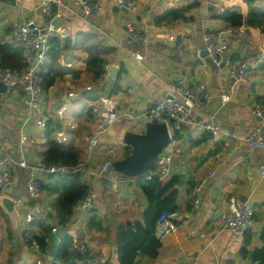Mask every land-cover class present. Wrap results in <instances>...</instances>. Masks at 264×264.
Returning <instances> with one entry per match:
<instances>
[{
    "label": "crops",
    "instance_id": "crops-1",
    "mask_svg": "<svg viewBox=\"0 0 264 264\" xmlns=\"http://www.w3.org/2000/svg\"><path fill=\"white\" fill-rule=\"evenodd\" d=\"M95 1L101 10L89 17L70 2L52 10V17L69 37L60 41L56 61L60 76L44 93L40 116L28 118L27 105L18 91L9 97L0 92V158L14 162L42 159L48 138L45 127L37 122L42 120L45 125L51 121L49 139L80 151L79 161L87 168L77 177L94 194L97 209L85 213L76 204L66 228L57 227L53 210L57 195L45 191L42 198L30 197L25 172L13 166L11 186L0 196L15 201L18 220L13 222L0 207V264L50 262L49 246L40 253L28 232L30 227L44 223L64 229L74 248L89 252V261L76 264H117L118 227L130 222L145 228L148 204L136 183L147 180L123 178L114 171L105 184L99 169L107 160L113 165L123 161L127 152L130 154L125 137L145 133L148 107L165 96L167 82L179 78H185L191 87L202 85L210 96L208 108L201 113L190 111L183 124L187 129L176 137L171 135L169 142L172 161L166 180H175L174 211L180 228L161 242L154 237L159 245L156 257L138 252L134 264H264V178L260 176L264 151L241 144L255 127H264V120L252 113L254 106L264 111V28H248L246 24L251 10L264 12V0H186L180 5L168 0H134L132 13L118 9L114 0ZM188 6L192 8L186 20L155 24V19L167 11ZM218 8L241 15L242 25L234 28L220 21L215 14ZM19 19L42 27L50 17L42 15L38 0H0V44H9L10 28ZM130 31L144 38L141 61L123 50ZM222 32L226 33L228 49L223 64L215 65L206 54L203 36ZM169 37L174 40L169 41ZM80 42L82 48L76 46ZM95 46L104 52L103 75L99 78L88 65L89 55L84 51ZM235 59L246 62L251 73L223 104L219 91L226 83V64ZM110 67L117 69L111 85ZM111 109L118 119L108 123ZM194 122H212L218 136L195 130ZM55 123L59 126L54 127ZM96 135L97 146L90 152L88 141ZM22 136L28 138L27 143H20ZM225 141L229 147L223 146ZM56 180L41 178V185L54 186ZM201 181L205 183L199 203L193 206V191ZM64 184L59 186L60 191ZM231 195L238 204H248L254 210L253 227L241 237L224 231L222 226L226 199ZM28 216L32 220L26 223Z\"/></svg>",
    "mask_w": 264,
    "mask_h": 264
},
{
    "label": "built area",
    "instance_id": "built-area-1",
    "mask_svg": "<svg viewBox=\"0 0 264 264\" xmlns=\"http://www.w3.org/2000/svg\"><path fill=\"white\" fill-rule=\"evenodd\" d=\"M173 4H183L186 0H168ZM40 11L49 21L42 27H35L30 20L19 19L14 22L10 28L9 44L22 52L23 65L22 70L16 68L3 67L0 68V83L3 84L5 91L4 95L9 97L13 91L20 93V99L27 105L28 118H37L43 111L45 100V92L42 90L37 81V74L41 67L46 63L47 55L50 50L49 43L52 40L65 41L69 37V32L64 27L58 26L52 10L54 7L63 8L70 2L77 7L84 17L92 16L101 10V6L95 0H38ZM118 9L132 13L135 9L134 0H114ZM224 9L216 10L217 16H222ZM173 41V37L168 38ZM204 49L208 57L215 65H222L224 55L228 49V40L226 33H219L215 36H203ZM144 38L133 31H130L123 45V50L136 59L142 60V51ZM227 76L226 83L220 87L219 97L224 104L229 100L230 95L234 92L239 83L247 81L251 69L249 65L241 59H235L226 64ZM27 97L29 99L27 100ZM210 96L205 91L202 85L195 87L189 86L185 78H179L167 82V92L165 96L157 101H153L145 113V119L148 122L164 124L167 128L169 138L173 130H178L186 120V115L190 111L204 112L209 105ZM252 113L255 117L264 120V111L254 106ZM118 119V115L113 112V109L108 110V123ZM38 126L45 127L44 122L39 120ZM193 127L199 132H208L213 136H218V128L212 122H194ZM102 128L99 127V132ZM26 136L20 137V143H27ZM98 136L92 137L88 141V149L91 152L97 146ZM241 144L252 150L264 151V127L261 125L255 127L248 136H246ZM1 145V144H0ZM172 144L168 143L166 148L160 151L157 155L155 166L149 171L145 180L157 179L160 182H165L169 176V166L172 161ZM229 143L225 141L224 147H229ZM13 166H17L26 174V191L32 198H42L45 196V191L42 188L41 178L45 177H60L68 175H77L83 173L87 168L85 162L78 161L75 165L66 166L59 162L45 163L43 159L37 161L19 160L14 162L10 158H0V193H3L11 186V170ZM112 163L105 161L100 169L99 174L103 175ZM260 176L264 178V169L260 171ZM204 181L200 182L194 190L191 204L197 206L199 203L200 190L204 185ZM94 194L90 191L84 195L77 203L80 211L89 213L95 211L97 207L94 205ZM254 210L248 204H238L233 195L226 199V209L223 214L222 226L223 230L233 236L241 237L253 227ZM176 211L162 213L158 216L153 235L158 241H163L169 234L176 232L180 225L176 218ZM32 217L28 216L25 222L28 223ZM57 229L52 227L51 233H55ZM191 264H196L192 261Z\"/></svg>",
    "mask_w": 264,
    "mask_h": 264
},
{
    "label": "trees",
    "instance_id": "trees-1",
    "mask_svg": "<svg viewBox=\"0 0 264 264\" xmlns=\"http://www.w3.org/2000/svg\"><path fill=\"white\" fill-rule=\"evenodd\" d=\"M191 8L192 6L173 8L165 14L158 16L155 19V24L160 25L184 21L186 20V13ZM218 19L234 28L240 27L243 21L241 15L231 11L224 12ZM246 24L249 26L248 28H264V12L251 10L246 16ZM86 43L87 41L84 42V44ZM49 45L50 50L46 63L37 74V81L44 92L53 84L54 79L60 76L61 72V68L56 62L61 49L60 42L53 40ZM76 46L82 48L83 43L80 42ZM84 51L89 55L88 65L95 69V75L99 78L103 75L104 52H100L97 46L91 49L85 47ZM24 66L20 50L14 49L9 44H0V68L9 67L22 70ZM52 132V123L48 121L44 129V134L48 140L42 155L43 161L45 163L59 162L66 166L75 165L79 161L80 151L75 147L65 146L50 140L49 136ZM126 154L128 157L129 153L127 152ZM62 181L66 182L67 185L64 184V190L60 191L59 186L63 185ZM174 181L166 180L165 182H160L157 179L137 181L136 187L144 194L148 204V209L145 212V228L143 229L142 226L130 222L118 227L116 239L117 264H134L138 252H143L150 258L156 257V248L159 245L154 241V226L160 214L176 210L177 194L172 187ZM53 185L42 186V188L47 193L57 195V203L53 208L56 213V226L66 228L67 223L72 217L74 206L91 190L79 180L77 175L57 177ZM91 221L93 219H90L89 222ZM37 226V228L30 227L28 232L30 231L31 238L37 244L40 253H45L48 249L46 240L51 233L52 227H48L45 223L37 224ZM90 258L88 251H80L74 248L71 238L65 234L59 242L52 260L47 262V264H76L77 262L89 261Z\"/></svg>",
    "mask_w": 264,
    "mask_h": 264
},
{
    "label": "water",
    "instance_id": "water-1",
    "mask_svg": "<svg viewBox=\"0 0 264 264\" xmlns=\"http://www.w3.org/2000/svg\"><path fill=\"white\" fill-rule=\"evenodd\" d=\"M177 43L180 42V37L176 39ZM207 54V53H206ZM117 69L110 67L108 72V83L111 85L115 81ZM5 88L0 83V92L3 93ZM29 97H27V100ZM59 124L55 123L54 127H58ZM187 127L182 125L178 130L172 131V136L176 137L180 131L186 130ZM125 141L131 147V151L128 157L123 161L113 164L107 169L102 178L105 184H108V177L111 172H116L120 177L123 178H139L145 179L149 171L155 166L157 155L161 150L166 148L170 142V138L167 132V128L164 124H157L154 121L148 122L145 126V133L141 135H127ZM51 177V176H49ZM15 201L0 196V207L14 222L18 220V214L15 209ZM65 235L64 229H59L55 233H51L47 239L49 246L48 249V261L52 260V257L56 253V248L59 240Z\"/></svg>",
    "mask_w": 264,
    "mask_h": 264
},
{
    "label": "rangeland",
    "instance_id": "rangeland-1",
    "mask_svg": "<svg viewBox=\"0 0 264 264\" xmlns=\"http://www.w3.org/2000/svg\"><path fill=\"white\" fill-rule=\"evenodd\" d=\"M165 181H166V180H165ZM201 182H202V181H201ZM197 187H198V186H197ZM197 187H196V188H197ZM202 187H203V186H202ZM196 188H195V189H196ZM195 189H194V190H195ZM201 189H202V188H201ZM200 191H201V190H200ZM193 192H194V191H193ZM199 197H200V196H199Z\"/></svg>",
    "mask_w": 264,
    "mask_h": 264
}]
</instances>
